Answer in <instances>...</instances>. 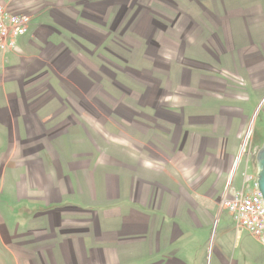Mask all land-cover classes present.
Here are the masks:
<instances>
[{
	"label": "rangeland",
	"instance_id": "obj_1",
	"mask_svg": "<svg viewBox=\"0 0 264 264\" xmlns=\"http://www.w3.org/2000/svg\"><path fill=\"white\" fill-rule=\"evenodd\" d=\"M10 9L43 59L0 53V264H264L221 208L264 149V0Z\"/></svg>",
	"mask_w": 264,
	"mask_h": 264
},
{
	"label": "built area",
	"instance_id": "obj_2",
	"mask_svg": "<svg viewBox=\"0 0 264 264\" xmlns=\"http://www.w3.org/2000/svg\"><path fill=\"white\" fill-rule=\"evenodd\" d=\"M12 0H0V53H14L18 40L29 34L32 19L29 15L18 14L10 9ZM241 192L225 196L221 208L228 210L238 231L247 230L264 250V198L259 189L258 173L248 170L242 173Z\"/></svg>",
	"mask_w": 264,
	"mask_h": 264
},
{
	"label": "crops",
	"instance_id": "obj_3",
	"mask_svg": "<svg viewBox=\"0 0 264 264\" xmlns=\"http://www.w3.org/2000/svg\"><path fill=\"white\" fill-rule=\"evenodd\" d=\"M32 26V25H31ZM31 28H30V31H29V34H28V36L25 38V39H23V40H21V43L19 44V48H18V50L16 51V52H14L12 55H13V58H16L17 56L19 57V59H21V60H23L25 63H26V65H36L39 61H41L43 58L42 57H36V56H33V54H34V49L32 48V40L34 39V37L35 36H37V33H35V35H34V33H31ZM34 31V30H33ZM33 38V39H32ZM36 70V69H35ZM120 174H121V172H120ZM134 182H133V184L135 183L136 184V186H137V189L135 190L136 191V194H137V198H138V196H139V192L141 191V189H143V188H146V187H144V185H143V183H140L138 180H137V182L139 183V184H142L143 185V187H141V186H139L137 183H136V179H134L133 180ZM110 184V183H109ZM181 189V188H180ZM140 190V191H139ZM163 191H159V193H162V192H164V189H162ZM182 192H184L183 190H181ZM136 198V199H137ZM180 200H181V198L180 197H178L177 196V194H175V195H173L172 197L171 196H169V197H164V196H161V195H159V194H157L156 195V197H155V199H154V203H158V207L157 208H155L154 206L152 207L151 205H147V210H148V212L149 213H156L157 211L158 212H162V213H165L164 212V210L162 209V211L161 210H158L159 208H161V206H162V204L164 205V207H165V203H167V202H174V203H177V204H179L180 203ZM135 201H137V200H135ZM139 201V200H138ZM177 206H179V205H177ZM169 206H167L166 208H168ZM154 208V209H153ZM179 208V207H178ZM169 209V208H168ZM150 210H153L152 212L150 211ZM148 219H147V222L150 224L152 221H154L155 220V217L153 218V216H151V215H148V216H146ZM164 220V219H163ZM138 221V220H137ZM136 221V222H137ZM166 221L167 220H165L164 222L166 223ZM162 223V222H161ZM164 223V224H165ZM155 224H157V225H161L160 224V222H158L157 220H155ZM164 232H165V230H163ZM163 231H162V233H163ZM183 235L184 236H186L184 233H183Z\"/></svg>",
	"mask_w": 264,
	"mask_h": 264
},
{
	"label": "water",
	"instance_id": "obj_4",
	"mask_svg": "<svg viewBox=\"0 0 264 264\" xmlns=\"http://www.w3.org/2000/svg\"><path fill=\"white\" fill-rule=\"evenodd\" d=\"M242 152L239 155V158L241 157ZM259 162H260V168H259V172H258V184H259V189L261 191V193L263 194V198H264V149L261 150L260 154H259Z\"/></svg>",
	"mask_w": 264,
	"mask_h": 264
},
{
	"label": "bare ground",
	"instance_id": "obj_5",
	"mask_svg": "<svg viewBox=\"0 0 264 264\" xmlns=\"http://www.w3.org/2000/svg\"><path fill=\"white\" fill-rule=\"evenodd\" d=\"M236 167H237V163L235 164V167H234V170H233L232 176L234 175V173H235V171H236Z\"/></svg>",
	"mask_w": 264,
	"mask_h": 264
}]
</instances>
